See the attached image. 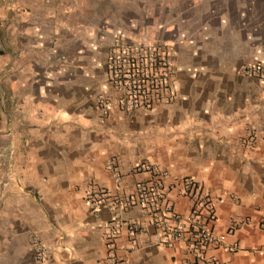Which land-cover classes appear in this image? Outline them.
Instances as JSON below:
<instances>
[{"label":"crops","instance_id":"obj_1","mask_svg":"<svg viewBox=\"0 0 264 264\" xmlns=\"http://www.w3.org/2000/svg\"><path fill=\"white\" fill-rule=\"evenodd\" d=\"M28 3L15 75L0 78V264H264V0ZM116 42L166 53L167 99L118 107ZM142 185L180 216L206 196L216 243L156 246L154 210L126 202ZM102 192L112 205L92 210Z\"/></svg>","mask_w":264,"mask_h":264},{"label":"built area","instance_id":"obj_2","mask_svg":"<svg viewBox=\"0 0 264 264\" xmlns=\"http://www.w3.org/2000/svg\"><path fill=\"white\" fill-rule=\"evenodd\" d=\"M249 72L258 76L261 73L259 63L249 67ZM173 71L166 53L152 45H128L120 42L114 43L106 57L105 77L106 82L116 92V102L122 111L148 108L154 99H167L171 90ZM102 108L106 101L98 100ZM144 171L152 172V166L143 165ZM139 208L150 207L156 213L155 225L160 232L153 236L156 246L169 247L173 242H180L184 235L200 245L215 244L217 239L207 228V223L212 221L213 215L206 196L200 197L201 209L193 210L186 216H180L171 212L169 207L160 206L161 197L157 185L138 186L135 194L127 201ZM85 203L92 209L97 210L101 206H111V200L105 192L96 197H86ZM122 204L123 201L118 202ZM166 219H170L172 226L167 228ZM264 230V221L261 222ZM134 227L128 229L133 235ZM35 245V259L42 258V248L36 237L33 238ZM110 246V245H109ZM225 251L236 252L237 245L222 246ZM133 246L128 243L126 250L131 251ZM187 264H199L192 260ZM200 264H218L217 262H204Z\"/></svg>","mask_w":264,"mask_h":264},{"label":"rangeland","instance_id":"obj_3","mask_svg":"<svg viewBox=\"0 0 264 264\" xmlns=\"http://www.w3.org/2000/svg\"><path fill=\"white\" fill-rule=\"evenodd\" d=\"M31 9L28 0H0V78L15 75L20 55L14 48L21 45V25L28 24L25 17Z\"/></svg>","mask_w":264,"mask_h":264}]
</instances>
